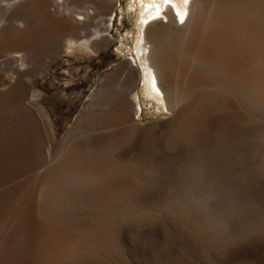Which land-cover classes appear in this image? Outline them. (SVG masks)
<instances>
[{"label": "rangeland", "instance_id": "374dc122", "mask_svg": "<svg viewBox=\"0 0 264 264\" xmlns=\"http://www.w3.org/2000/svg\"><path fill=\"white\" fill-rule=\"evenodd\" d=\"M50 1L51 14L65 19H80L94 5L86 0ZM107 1L94 0L98 7L88 21L113 41L109 50L82 64L85 69L68 72L58 63L32 80L25 54L0 57V110L10 107L42 162L52 165L69 136L81 152L88 147L109 149L112 165L129 173L113 182L115 197L100 199L104 208L84 199L83 210L73 217L66 214L59 225L62 235L37 225L35 253L28 264H53L39 252L42 230L44 241L48 238L75 251L70 261L59 264H264V112L233 94L183 107L182 114H158L144 98L140 67H135L133 57L141 12L147 6L156 11L159 5L163 10L157 21H167L165 3ZM180 1L176 0L185 5ZM11 26L17 28L15 23ZM174 31L176 26H170L169 47L175 45ZM109 86L112 89H103ZM105 92L118 101L112 112L118 120L113 123ZM12 94L15 101L8 97ZM132 95H140L137 114L130 104ZM83 115L101 117L98 129L80 124ZM98 229L105 237L96 250L85 251L84 245H94L93 240H77L71 232L91 237ZM23 251H14L8 264H19Z\"/></svg>", "mask_w": 264, "mask_h": 264}, {"label": "bare ground", "instance_id": "6f19581e", "mask_svg": "<svg viewBox=\"0 0 264 264\" xmlns=\"http://www.w3.org/2000/svg\"><path fill=\"white\" fill-rule=\"evenodd\" d=\"M14 1L4 0L3 3L10 6ZM107 2L110 4L111 0ZM180 2L183 4L184 0ZM185 5L180 6L176 0L165 3L167 21L164 22H158L157 14L163 10L159 5L156 11L147 6L137 19L139 34L133 63L140 67L144 98L161 115L180 114L183 107L214 102L219 96L233 94L244 97L250 105L264 112V0H191L189 9ZM94 13L95 9L89 8L78 17L84 21ZM172 25L177 31H174L175 45L169 47ZM5 28L11 31L14 26L5 23ZM103 89L110 90L112 86ZM138 96L132 95L130 103L135 114L137 108L141 111L142 107ZM8 97L17 99L14 94ZM106 99L111 114L118 101L115 102L113 96ZM110 114L111 123L118 120ZM96 118L83 115L79 122L94 129L99 127L101 117ZM77 125L74 131L79 128ZM71 141L72 138L66 137L52 165L44 163L46 160L42 162L40 153L10 107L0 110V264L13 261L14 251L19 247L24 251L18 263L28 264L35 253L32 243L35 231H39L35 230L37 225L45 227L46 231L62 232L59 225L63 217L66 214L73 217L85 208L81 201L86 199L96 208H104L100 199L115 197L113 182L128 176L125 168L112 165L109 149L88 147L81 152ZM71 232L77 240H93L94 245H84L85 251L96 250L98 242H104L105 235L103 237L100 229L91 237ZM44 233L42 230L39 242L43 259L53 264L70 261L75 251L48 238L44 241Z\"/></svg>", "mask_w": 264, "mask_h": 264}, {"label": "crops", "instance_id": "0c3cea01", "mask_svg": "<svg viewBox=\"0 0 264 264\" xmlns=\"http://www.w3.org/2000/svg\"><path fill=\"white\" fill-rule=\"evenodd\" d=\"M86 1L94 4L92 8L96 10L98 6L94 0ZM50 2L15 0L10 6L0 2V22L17 24V28L11 31L3 27L0 29V57L9 54L15 58L25 54L29 62L26 69L33 72L32 80L36 78L35 74L54 69L58 63L62 65L59 69L68 72L85 69L81 65L91 63L98 53L109 50V44L113 41L100 28L91 26L93 21H88L90 17L81 21L52 15ZM74 3L78 4V0H74ZM20 25L25 28L19 29ZM105 25L106 22L103 23ZM26 57L24 61H27ZM127 68L134 69L129 65Z\"/></svg>", "mask_w": 264, "mask_h": 264}, {"label": "snow or ice", "instance_id": "6c2138e0", "mask_svg": "<svg viewBox=\"0 0 264 264\" xmlns=\"http://www.w3.org/2000/svg\"><path fill=\"white\" fill-rule=\"evenodd\" d=\"M163 2L167 4V3H171L172 0H163ZM184 2L187 3V0H184Z\"/></svg>", "mask_w": 264, "mask_h": 264}]
</instances>
